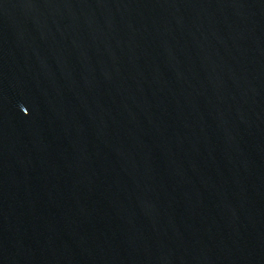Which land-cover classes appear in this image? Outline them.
Masks as SVG:
<instances>
[{"label": "water", "instance_id": "1", "mask_svg": "<svg viewBox=\"0 0 264 264\" xmlns=\"http://www.w3.org/2000/svg\"><path fill=\"white\" fill-rule=\"evenodd\" d=\"M0 264H264V0H0Z\"/></svg>", "mask_w": 264, "mask_h": 264}]
</instances>
